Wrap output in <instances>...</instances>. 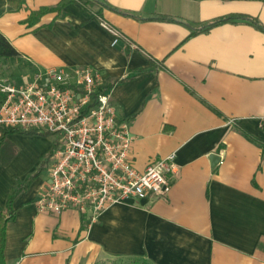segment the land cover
Listing matches in <instances>:
<instances>
[{"label": "crops", "instance_id": "crops-1", "mask_svg": "<svg viewBox=\"0 0 264 264\" xmlns=\"http://www.w3.org/2000/svg\"><path fill=\"white\" fill-rule=\"evenodd\" d=\"M59 0H24L0 16L20 55L0 63L15 84L48 68L98 72L117 117L129 124L131 156L142 171L174 154L163 196L110 205L92 223L77 210L39 211L47 168L16 197L5 231L6 264H264V0H102L117 43L81 6L68 3L37 23L24 20ZM106 4V5H105ZM161 17L172 18L167 20ZM198 30L191 34L192 30ZM145 71L125 81L135 70ZM16 78L17 82L12 81ZM17 151L0 163V211L17 181L33 172L54 136L9 133ZM220 161L213 165L210 154ZM50 162V161H49Z\"/></svg>", "mask_w": 264, "mask_h": 264}, {"label": "built area", "instance_id": "built-area-1", "mask_svg": "<svg viewBox=\"0 0 264 264\" xmlns=\"http://www.w3.org/2000/svg\"><path fill=\"white\" fill-rule=\"evenodd\" d=\"M99 24L117 43L120 32ZM100 74L89 68H48L23 84H1L0 125L49 131L58 139L47 168L48 182L36 200L39 211L77 210L89 223L110 205L166 192L174 154L152 160L144 170L132 161L129 124L117 117Z\"/></svg>", "mask_w": 264, "mask_h": 264}, {"label": "trees", "instance_id": "trees-1", "mask_svg": "<svg viewBox=\"0 0 264 264\" xmlns=\"http://www.w3.org/2000/svg\"><path fill=\"white\" fill-rule=\"evenodd\" d=\"M76 2L81 6V9L83 12L88 16V18L95 19L98 16H101V7H103L102 0H59L57 4L54 6H41L37 10L31 11L29 15L26 17L24 22L31 26L37 23L40 16L48 13V12H56L60 13L62 8L67 5L68 3ZM24 3V0H0V16L9 11H16L22 7ZM106 5V4H105ZM100 17H98L99 19ZM167 20H173L172 18L167 17H161ZM244 19L255 25L260 30L264 31V25L261 24L256 18H253L251 16L246 15H227L220 18H217L213 20L212 22L205 25L204 28L222 23L224 21L230 20V19ZM102 19V18H101ZM198 30L194 29L191 31V34H194ZM20 55V53L16 50V48L10 43V41L0 32V58L3 59H9V58H16ZM145 69H138L132 72L131 74L127 75L126 77L115 80V81H125L130 78L135 77L136 75H139L143 73ZM113 82L104 83L98 88V91H105L109 89L112 86ZM4 99V94L0 92V104L2 103ZM262 129L264 131V126H262ZM9 133H20V134H26V135H33L38 134L42 136H49L53 135L49 131L45 130H39V129H20L16 127H9V126H2L0 125V163L7 164L15 155L17 148L16 146L10 142L6 137ZM58 139L55 137L53 140L52 148L51 150L45 154L43 157H41L39 164L37 165L36 169L27 174L24 180L17 181L14 188L9 193L5 208L0 211V264H6L4 259V246H5V231H6V225L9 221L13 220L15 218L16 209L13 206V203L18 196L19 193L26 190L30 184V182L40 174L41 171L45 170L49 166L50 157L52 155L53 148L57 145ZM258 143L263 149L264 152V137L260 138L258 140Z\"/></svg>", "mask_w": 264, "mask_h": 264}, {"label": "rangeland", "instance_id": "rangeland-1", "mask_svg": "<svg viewBox=\"0 0 264 264\" xmlns=\"http://www.w3.org/2000/svg\"><path fill=\"white\" fill-rule=\"evenodd\" d=\"M10 76H11V71L8 68L3 67L2 63H0V83L1 84H5V83L11 84L12 82L10 80ZM12 81L17 82L16 78H12ZM103 84L104 82L101 83V85ZM43 137H49V136H43ZM46 172L47 171H45L44 173ZM98 264H149V263L142 258H117L116 257V258H112L106 261L99 262Z\"/></svg>", "mask_w": 264, "mask_h": 264}, {"label": "water", "instance_id": "water-1", "mask_svg": "<svg viewBox=\"0 0 264 264\" xmlns=\"http://www.w3.org/2000/svg\"><path fill=\"white\" fill-rule=\"evenodd\" d=\"M210 160L213 165L217 164L220 161V156L216 153L210 154Z\"/></svg>", "mask_w": 264, "mask_h": 264}]
</instances>
